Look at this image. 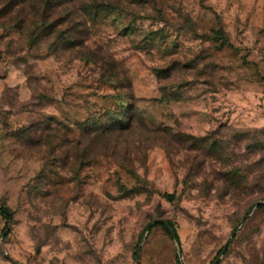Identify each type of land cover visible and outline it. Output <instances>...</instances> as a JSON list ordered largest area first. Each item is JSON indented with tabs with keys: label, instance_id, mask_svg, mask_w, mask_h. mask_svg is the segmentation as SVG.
I'll return each mask as SVG.
<instances>
[{
	"label": "rangeland",
	"instance_id": "1",
	"mask_svg": "<svg viewBox=\"0 0 264 264\" xmlns=\"http://www.w3.org/2000/svg\"><path fill=\"white\" fill-rule=\"evenodd\" d=\"M0 205V264H264V0H0Z\"/></svg>",
	"mask_w": 264,
	"mask_h": 264
},
{
	"label": "trees",
	"instance_id": "2",
	"mask_svg": "<svg viewBox=\"0 0 264 264\" xmlns=\"http://www.w3.org/2000/svg\"><path fill=\"white\" fill-rule=\"evenodd\" d=\"M100 7H101V4H93V5L91 6V8L93 9V12H95V13L98 11V9H100ZM84 13H85L86 15H90V13L87 12V10H85ZM61 38H62V32H61V31H56V40H57V39L59 40V39H61ZM69 43H70V42H69L68 40H65V44H66V45H68ZM165 197H166L167 199H169V200H172V199H173L172 196L167 195V194L165 195ZM260 207L264 209V205H262V206H260ZM0 217H1V218L4 220V222H5L4 230L9 231V224H10L12 218H13V214H12L11 210H10L8 207L4 206V205H0ZM157 226L161 227L162 230H163V231L169 236V238H171V239L173 240V237H172V235H171V233H170V230H169V228H168L165 224H162V223H156V224L153 225V227H157ZM169 227L175 232L176 238L178 239V236H177V234H176V231H175V229L173 228V226H172L171 223H169ZM178 241H179V239H178ZM226 249H227V247H226ZM226 249H225V251H226ZM221 250H222V249H220V250L218 251L217 256L221 253ZM178 264H179V263H178Z\"/></svg>",
	"mask_w": 264,
	"mask_h": 264
},
{
	"label": "water",
	"instance_id": "3",
	"mask_svg": "<svg viewBox=\"0 0 264 264\" xmlns=\"http://www.w3.org/2000/svg\"><path fill=\"white\" fill-rule=\"evenodd\" d=\"M254 208H255V207H254ZM251 212H252V211H251ZM251 212H250V213H251ZM158 222H162V223H164V224L169 228L170 233H171V235H172V237H173V240H174V242H175V244H176V246H177V249H178V256H179V258H180V260H181L182 254H181V250H180V244H179L178 239L176 238L175 232L169 227V225H168L167 223H165V222H163V221H161V220L158 221ZM150 226H151V224L147 227L146 232L149 230ZM237 231H238V230H236L235 232H233L232 235H231V237H232L234 234H236ZM143 239H144V238H142V240H143ZM227 245H228V241L224 244V246H223V248H222V250H221L220 255H222V254L225 252V249H226ZM141 246H142V244L139 245V247H138V249H137V252H136V255H135V262H136V264L139 263V255H140ZM220 255H219V256H218V257L212 262V264H218V261H219V259H220Z\"/></svg>",
	"mask_w": 264,
	"mask_h": 264
}]
</instances>
